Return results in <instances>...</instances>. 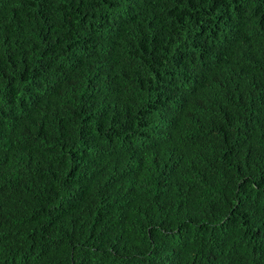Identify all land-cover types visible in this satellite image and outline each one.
<instances>
[{"label":"trees","instance_id":"1","mask_svg":"<svg viewBox=\"0 0 264 264\" xmlns=\"http://www.w3.org/2000/svg\"><path fill=\"white\" fill-rule=\"evenodd\" d=\"M0 264H264V0H0Z\"/></svg>","mask_w":264,"mask_h":264}]
</instances>
